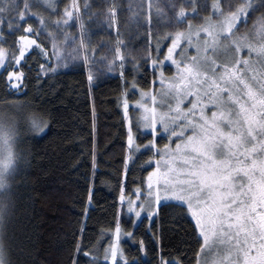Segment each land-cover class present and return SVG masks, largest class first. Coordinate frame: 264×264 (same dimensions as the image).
<instances>
[{
    "label": "trees",
    "instance_id": "obj_1",
    "mask_svg": "<svg viewBox=\"0 0 264 264\" xmlns=\"http://www.w3.org/2000/svg\"><path fill=\"white\" fill-rule=\"evenodd\" d=\"M27 2L31 18L26 23L36 30L32 38H38V44H43L49 55L37 46L28 49L18 89L10 86L6 73L0 75V120L14 130L10 143L19 156L7 192L8 211L0 223V244L10 264H93L85 253L98 257L95 264H112L103 260V251L116 245L118 238L122 246L118 248V264H197L203 241L194 220L180 203L166 202L149 229L145 216L133 226L134 218L127 215L120 199L122 194L145 185L155 163H148L154 151L130 149L124 101L137 99L139 89L151 90L157 85L158 71L151 60L163 40L153 42L151 26L156 19L147 13L134 15L138 1L130 9L125 0H75L74 16L67 25H57L73 0ZM220 2L221 10L219 14L212 12L213 16L221 17V11L229 10V0ZM242 2L231 0L233 4ZM104 3L109 14L106 24L101 22L102 12L99 17L95 14ZM184 3L193 5L189 0ZM196 6L195 19L202 17L199 3ZM258 14L261 12L242 25L247 27L250 42H255L254 19ZM4 18L7 20V16ZM17 23L14 19L13 24ZM78 23L80 28L83 25L81 30L88 42L92 41L90 46L96 44L102 51L104 40L112 39L113 45H108L114 52L112 63L99 64L102 62L96 60L97 54L93 57L89 48L86 62L78 53L68 68L45 73V64L56 62L51 54L50 34L61 45L65 29L70 34L77 32ZM23 27L13 33L6 23L0 25V42L5 49L15 50L23 43L19 36L31 35ZM236 30L234 35L240 34ZM162 32H168V28ZM166 70L170 73L172 66L167 65ZM34 118L43 121L42 131L35 130ZM147 137L151 136H140V144ZM165 141L157 147L162 148ZM78 246L82 251H77Z\"/></svg>",
    "mask_w": 264,
    "mask_h": 264
},
{
    "label": "snow or ice",
    "instance_id": "obj_2",
    "mask_svg": "<svg viewBox=\"0 0 264 264\" xmlns=\"http://www.w3.org/2000/svg\"><path fill=\"white\" fill-rule=\"evenodd\" d=\"M228 6L227 14L221 11L222 20L213 22L206 17L203 18V25L189 24L186 33H175L168 48L169 57L166 58L171 57L181 38L191 41L193 29L195 34L202 31L214 37L211 44L205 42L203 47L197 44L200 55L174 61L179 69L180 83L187 84V87L173 88L175 108L167 105V111H158L155 106L150 108L140 101L135 102L138 105L137 131L141 127L148 129L147 135L152 137L142 147L146 151H154L155 155L149 158L148 163L155 160L157 166L148 172L144 181L146 188H137L134 198L127 199V210L137 219L141 218L142 212L146 213L150 229L152 218L158 215L160 208L165 207L166 202L178 201L179 206L194 218V227L203 241L201 251L214 253L211 259L206 256L197 264H264V67L257 74L254 67L256 61L250 62L238 55L240 49L246 47L264 57V45L257 48L244 35L231 40L236 55L223 63L207 55L209 47L215 51V35L233 33L234 28L246 24L258 11L261 14L254 24L259 26L264 36V11H261L264 10V0H243L237 4L229 0ZM212 7L219 9L220 5L214 2ZM29 8L27 0H0V25L6 23L13 33L26 25L23 31L31 34L19 36L18 40L23 43L13 51L0 47V75L6 73L10 86L17 89L24 78L23 64L26 63L25 53L28 49L37 46L44 55H49L48 49L38 44V38H32L36 30L26 23L31 18ZM75 8L76 2L73 0V4L64 10L63 21H56V24L67 25V21L74 16L69 9ZM197 10L193 3V14ZM13 12L15 17L12 16ZM186 15V10L181 7L178 18H185ZM14 19L18 21L15 25ZM40 23L44 25L43 18ZM62 35L65 41L76 40L68 33ZM82 37L83 32L80 46L86 47ZM50 39L51 54L60 61L64 49L54 34H50ZM73 51L78 54L79 49ZM123 59L121 56V61ZM260 63L264 65V59ZM153 64L160 67L158 59ZM57 66L49 67L48 71H55ZM164 82L162 79L161 83ZM144 95L150 94L142 92L141 96ZM187 97H192L188 100L190 106L184 108L181 105ZM151 100L155 105L156 97L151 96ZM161 103L166 105V101L162 100ZM208 105L211 107L207 108ZM124 108H128L126 98ZM32 123L36 131H42V120L34 118ZM132 128V119L129 118L128 145L135 151L141 145L136 143ZM161 134L169 140L175 137V148L170 144H165L162 149L157 147L156 137ZM13 135V129L0 124V223L8 211L7 192L19 160L10 143ZM161 161H164V171L160 169ZM120 199L122 202L125 200L123 194ZM132 223L135 226L136 221ZM120 231L117 223L116 233ZM127 235L131 237L133 233L128 232ZM140 247L143 249V241ZM77 251L82 249L78 246ZM85 255L92 258L93 264L98 259L92 253ZM117 256L115 244L103 251L105 262L111 260L112 264H118ZM0 264H10L3 244H0ZM133 264H138V261H133ZM173 264L178 262L174 261Z\"/></svg>",
    "mask_w": 264,
    "mask_h": 264
},
{
    "label": "rangeland",
    "instance_id": "obj_3",
    "mask_svg": "<svg viewBox=\"0 0 264 264\" xmlns=\"http://www.w3.org/2000/svg\"><path fill=\"white\" fill-rule=\"evenodd\" d=\"M125 1L127 2L128 8H130V9H132L134 2L138 1V3H136L137 4L136 7L134 8V15H136V16L146 15L145 13H147V14H149V16H151V18L156 19L154 27L151 26V30L153 32L152 35L154 36L153 42L157 41V43H160L161 39L163 40V42L160 43L161 44L159 46L160 49H157L158 51L156 50V52L153 55V58L151 60V65L153 64L154 60L158 59L160 62L159 68H157L153 64V66H155L154 68H156V70L158 71L157 79H155V82L157 83V85L153 86L151 88V90H149V89L137 90L138 98L135 100H130L127 98L128 108L127 109L124 108V113L127 117L128 125H129V118L132 119V124H133L132 130L136 134V143L138 145H141V147L137 149V151H139L140 149H143L142 146L144 144H146L147 140L152 139V137H147L145 140V143L140 144L139 137L140 136H142V137L143 136H149V135H147L149 130L141 127L139 129V131H137L136 116L138 115V105L135 102L140 101L142 104H147L150 108L155 106L158 111H167V105H170L173 108H175L176 97H175V92L173 91V88L187 87V84L186 83L185 84L180 83L179 69L177 68V64L174 63V61L178 62V61L184 60L185 58H191V57L200 55V53H198V51H197V47H196L197 44H200L203 47L205 42H208L209 44H211L213 41V38H214L212 36H208L206 33L202 32V31L199 32L198 34H195V30L193 29L194 34L191 38V41L189 42L186 38H181V40L179 41V46L173 50L171 57L166 58V57H169L168 48L172 45V39L175 38V33L178 31L182 32V33H186L189 30V24H191L193 26L203 25L204 24L203 18L210 17L213 22H218V21L223 19V16L217 17V16H213L211 14L212 12L219 14V12L221 10L220 0L211 1L210 10H209L210 0H198V1L197 0H189V1H192L193 3H195V5H196V3H199V9H200V13H201L202 17L196 18V19L194 18V15H196V13L193 14V12H192V6L193 5L191 3H184L185 0H125ZM214 2L218 3L220 5L219 9H214L212 7V4ZM181 7H183L186 10L187 15L185 18H178V12H179V9ZM72 11H77V8L72 9ZM228 11L229 10H227V8H226V11L224 12V14H227ZM101 12L103 13V16H102L103 21H101V22H103L104 24L109 23L108 22L109 14H108V9L105 6V3H104V7L100 8V10L96 11L95 14L98 15V17H99V14ZM197 12H198V10H197ZM105 15H106V18H104ZM259 15L260 14H258L255 17L254 21L256 20V18ZM242 25H241V27H243ZM254 26L255 27L253 29L254 30L253 40H255V42H250V40H248V41L250 43H252L255 47L258 48L261 45H264V36L261 35V32L259 30V26L255 25V24H254ZM108 27H110V26L108 25ZM164 27L168 28V32H162V29L164 30ZM245 28H247V27H245ZM245 28L244 27L242 29L238 28V30H236L240 34L234 35L233 34L235 31V28H234L233 33H221V34L215 35V51H213L212 47H209L207 50V55L213 56L220 63H223L226 59H229L233 55H236V53L234 52V45L231 44V40L236 38V37H240L241 32H244L242 34L243 36L247 35V37H250V34L246 33L247 30ZM26 33L30 34L28 32H26ZM64 33H68L70 37H75L76 40L73 41V40L69 39L68 41H65V37H63V40L61 41V47L64 49V51L62 53L63 59L58 61L56 58V62L54 63V65H50V64L46 63L44 66V69H43V71L45 73H51L52 72V71H48V68L51 66L59 65L55 69L68 68L69 66H71V64L73 62L72 61L73 58L74 59L77 58V53H75L73 51L74 49H77V48L79 49L78 53H80L81 59H83L84 62H86V55H87V58L89 57V53H90L89 48H91V52L93 53V57H95L97 54V56L95 57L96 60L99 62H102L99 64L103 65L106 63H108V64L112 63V57L114 56V52L111 51L112 46L110 48L108 47V45H113L112 39H105L104 40L103 47H105V48L102 49V51H101V47L97 46L96 44L94 46L93 45L90 46L89 43H91L92 41L88 42V39H87V36H86L84 30H83V37L82 38L84 41V45H86V47L80 46V37H81L82 30L80 28L79 23H78L77 32L70 34V30L65 29ZM165 43H168V44H165ZM0 47L4 48L2 45V42H0ZM17 55H18V53H17ZM238 55L241 58L248 59L250 62L256 61L254 67L257 69V74H259V70L261 69V67H264V65H261V63H260V61L262 59H264V57H262L256 51H250L248 48L244 47V48L240 49ZM122 56L125 57V55H123V54H122ZM167 65L172 66V71L170 73L167 72V70H166ZM180 67L182 68L183 64H181ZM161 73H162V76H161ZM210 75H211V73H210ZM250 75H251V73H250ZM162 79L165 80V82L163 84L161 83ZM142 92L145 94H150V95H144L142 97L141 96ZM151 96L156 97L155 105H153V101L151 100ZM191 98L192 97L185 98V100L181 106L184 108L189 107L190 105L188 104V100ZM162 100L166 101V105H162V103H161ZM210 107H211V105L207 106V108H210ZM131 108H132V110H130ZM207 108H206V111H207ZM139 111H143V109H139ZM1 123L8 127V125L5 124V122L3 123L0 120V124ZM164 139L166 141L163 144V146L165 144H170L172 148H175V143H173V141H175L176 138L172 137V139L169 140L163 134L158 135L156 137V145L158 146V144L163 142ZM163 146H162V148H163ZM157 159H159V157H157ZM165 159H167V157H165ZM163 164H164V161H161L160 162L161 171H164ZM156 166L157 165H156V161H155L153 168H155ZM153 168L150 171H152ZM137 188L145 189L146 183H145V185L137 186L135 188V190L133 191V193H130L128 195H124L125 200L122 202V205H123L127 215L128 216L132 215L134 220L136 221L135 224H137L144 216H146V213L142 212L141 218L137 219L134 217L133 213H130L127 210V199L129 197L134 198L133 194ZM141 199H143V197H141ZM173 201L180 203V202L175 201V200H173ZM191 218L194 220L193 217H191ZM127 233L128 232H126L125 234H127ZM119 236H121V233L117 234V237H119ZM119 240H120L119 238L116 240L117 248L122 247ZM120 253H121V251L118 249V256L120 255ZM212 255H214V253L206 254L205 252H202L201 258L199 260H201V261L204 260L206 258V256H207V258L211 259ZM109 261H111V260H109Z\"/></svg>",
    "mask_w": 264,
    "mask_h": 264
},
{
    "label": "water",
    "instance_id": "obj_4",
    "mask_svg": "<svg viewBox=\"0 0 264 264\" xmlns=\"http://www.w3.org/2000/svg\"><path fill=\"white\" fill-rule=\"evenodd\" d=\"M27 52L25 53V58H26Z\"/></svg>",
    "mask_w": 264,
    "mask_h": 264
},
{
    "label": "bare ground",
    "instance_id": "obj_5",
    "mask_svg": "<svg viewBox=\"0 0 264 264\" xmlns=\"http://www.w3.org/2000/svg\"><path fill=\"white\" fill-rule=\"evenodd\" d=\"M26 59V58H25Z\"/></svg>",
    "mask_w": 264,
    "mask_h": 264
}]
</instances>
